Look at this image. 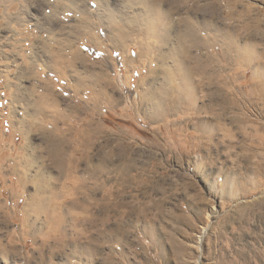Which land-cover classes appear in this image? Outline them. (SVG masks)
I'll return each instance as SVG.
<instances>
[{"label":"rangeland","instance_id":"1","mask_svg":"<svg viewBox=\"0 0 264 264\" xmlns=\"http://www.w3.org/2000/svg\"><path fill=\"white\" fill-rule=\"evenodd\" d=\"M0 264H264V0H0Z\"/></svg>","mask_w":264,"mask_h":264},{"label":"bare ground","instance_id":"2","mask_svg":"<svg viewBox=\"0 0 264 264\" xmlns=\"http://www.w3.org/2000/svg\"><path fill=\"white\" fill-rule=\"evenodd\" d=\"M258 31V30H257ZM257 33H259V32H257ZM259 35V34H258ZM261 36V35H260ZM253 49V48H252ZM89 125H91V124H89ZM48 126V125H47ZM53 127H54V125H53ZM44 129V128H43ZM65 131V130H64ZM44 132V131H43ZM65 134V133H64ZM57 137H56V136ZM55 135H52L51 136V144L53 145V150L51 149V151H54L53 152V156H54V158H53V160H54V163H55V165L57 166V169L59 170V169H62L63 168V166H64V160H63V154H62V152H63V150H62V146H61V138H59L58 137V135L57 134H55ZM66 138V137H65ZM48 139V138H47ZM49 140V139H48ZM63 143V142H62ZM48 147H50V146H48ZM49 149V148H48ZM47 149V150H48ZM49 151H50V149H49ZM56 151V152H55ZM95 151V150H94ZM50 153V152H49ZM52 155V154H51ZM50 155V156H51ZM49 157V156H48ZM52 158V157H51ZM51 164H52V162H51ZM56 169V170H57ZM59 172V171H58ZM64 174V173H63ZM95 174V173H94ZM59 179H61V178H59ZM61 183V182H60ZM71 183V182H70ZM74 183V182H73ZM75 183H77V182H75ZM52 185H51V188H50V191H51V193L53 194V196H54V202L55 203H57L58 205H55V208H57V211H58V213H59V209H60V207H61V204H62V200H61V197H62V193H64V187H62V186H59V184H57V183H51ZM84 184H85V182H83V181H81V182H78L77 184H76V191H77V193H79V190L80 189H82L83 188V186H84ZM75 191V192H76ZM91 192H92V190H91ZM87 196V195H86ZM92 196V195H91ZM58 199H60V200H58ZM56 224V223H55ZM102 237V236H101ZM110 238V237H109Z\"/></svg>","mask_w":264,"mask_h":264}]
</instances>
